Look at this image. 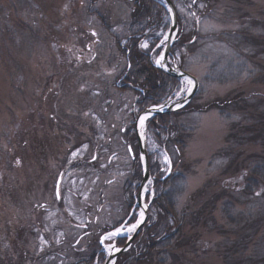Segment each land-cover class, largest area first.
I'll use <instances>...</instances> for the list:
<instances>
[{
	"label": "rangeland",
	"instance_id": "1",
	"mask_svg": "<svg viewBox=\"0 0 264 264\" xmlns=\"http://www.w3.org/2000/svg\"><path fill=\"white\" fill-rule=\"evenodd\" d=\"M159 1L161 23L139 40L155 66L169 27ZM174 5L169 62L199 84L171 120L191 131L170 130L183 139L179 149L162 143L168 135L147 120L142 135L150 171L144 202L161 201L175 183L176 225L147 256L139 254L160 214L150 201L129 264H264V184L248 189L250 165L264 164V0ZM131 6L0 0V264H102L139 220L136 116L179 100L191 80L177 79L145 106L140 88L124 86ZM170 170L172 181L157 184Z\"/></svg>",
	"mask_w": 264,
	"mask_h": 264
},
{
	"label": "trees",
	"instance_id": "2",
	"mask_svg": "<svg viewBox=\"0 0 264 264\" xmlns=\"http://www.w3.org/2000/svg\"><path fill=\"white\" fill-rule=\"evenodd\" d=\"M128 2L132 3V6L129 15L130 28H128L127 31V39L124 48L127 64L126 68L124 69V71H122L120 76L123 80V84H125L124 86H128L131 89L140 88V90H142L141 93L143 94V96L140 100V105L145 106L155 103L156 101L160 100L165 95H167L169 88H174L177 78L164 73L158 67H156L151 61V58L149 59L148 52L146 50H142L139 45V40L143 38L142 35L144 34L143 32L145 31V29L150 28L151 30H155L161 23L163 7L155 0H136ZM176 114H178V112L175 111L159 113L157 115L149 117L147 119V124L151 128H154L155 133H157L158 131H162L163 133H166V135H168L167 138L162 140V143H166L167 146L168 144H171L174 146V149H179L177 148V143H182L183 139L175 140L174 136L171 137V135L169 134L170 130H180L181 132L185 133L191 130L188 129V126H184L182 128L181 124L178 125L177 122L173 123L171 117ZM220 114L224 119L228 118V114H224V112L222 111L220 112ZM233 130L234 127L231 129V131L233 132ZM262 165L263 167L258 166L256 164L250 165L251 177L248 178V189H253L257 187L259 183L264 184V164ZM169 167L171 169L172 165L170 164ZM171 170L165 176L159 178L157 184L166 185L165 183H167V181H172L171 179L175 175L173 176L170 173ZM180 190V187H177L175 183L169 182V184L167 183L166 190L162 191L159 194V197H161V201L157 200L156 203L155 196L152 197L151 203L154 201L157 205H160V214L157 218L158 221L152 224V232L150 233L149 238L145 242V254L144 252H139V254L147 256L148 252L153 247L159 244L160 237H163V235L166 234L168 231L174 229L173 227L176 225V221L173 222V218L170 213L172 212L173 208L172 201H174V197L178 192H180ZM168 207L170 210L167 209ZM200 212H202V210ZM165 214L170 215V220L172 221L171 224H167ZM138 251H136L134 254H138ZM129 253L131 254V251L129 252L127 250L118 254L114 264H129L130 256L132 255H130ZM95 256L96 253L92 249L89 252L86 261L90 263L93 257ZM99 256L101 257L102 254L99 253Z\"/></svg>",
	"mask_w": 264,
	"mask_h": 264
},
{
	"label": "water",
	"instance_id": "3",
	"mask_svg": "<svg viewBox=\"0 0 264 264\" xmlns=\"http://www.w3.org/2000/svg\"><path fill=\"white\" fill-rule=\"evenodd\" d=\"M163 1H164V5L168 9V13H169V27H168V31L166 33V42H165V45L163 47L162 54H161L160 65L158 67L163 72H165L166 74H168L170 76L177 77V78L189 79L192 81V84H191V87L189 88V90H187V92L183 95V97L180 100H178L176 102H172V103L164 102L162 104L152 105V106L146 107L143 110H141L138 113V115L136 116L135 132H136L137 142H138V146H139V153L143 159V173H142L141 181L139 183L138 197H137V204H138V207L141 209V215L139 217V220L137 221V223L134 226V230H133L132 234L130 236H128L125 244L122 247H120V248L114 250L112 253H110L109 256L107 257V259L105 260V262H103V264H113V261H114V258L116 257V255L119 252L124 251L129 246L132 239L138 233L141 225L143 224V222L145 220L146 214H147V208L149 206V202L148 203L144 202L142 193H143V189L145 188V186L147 185V183L150 179V172H149L147 153H146L145 144L143 141L142 131L138 126V121H139L140 117L142 115H145V117L148 118L150 116H154V115H157V114L162 113V112H169V111H172L174 109H177V108L183 106L185 103H187L192 98V96L195 94V92L197 91V88H198V80L195 76H193L192 74H190V73L184 71L183 69L177 67L175 64L169 63L170 49H171V46L175 40V35H176V31H177V17H176V11H175L174 5L171 2V0H163ZM59 183H60V176L58 177V179L56 181V194L58 192ZM113 247H115V246H113Z\"/></svg>",
	"mask_w": 264,
	"mask_h": 264
},
{
	"label": "bare ground",
	"instance_id": "4",
	"mask_svg": "<svg viewBox=\"0 0 264 264\" xmlns=\"http://www.w3.org/2000/svg\"><path fill=\"white\" fill-rule=\"evenodd\" d=\"M143 117H145V115H142V116L140 117L139 121H138V126H139V128L141 129V131H142V128H143V125H144V122H145V120H144V121H143V124L141 123V118H143ZM146 188H147V185H146L145 188L143 189L142 196H144L145 191H146ZM140 215H141V213H140ZM133 227H134V226H133ZM114 231L120 232V227L116 228Z\"/></svg>",
	"mask_w": 264,
	"mask_h": 264
},
{
	"label": "flooded vegetation",
	"instance_id": "5",
	"mask_svg": "<svg viewBox=\"0 0 264 264\" xmlns=\"http://www.w3.org/2000/svg\"><path fill=\"white\" fill-rule=\"evenodd\" d=\"M172 1V3L173 4H175L176 3V0H171ZM193 1V3H195V1H197V0H192ZM202 1H205L206 2V4H208L209 3V0H202ZM156 2L157 3H161L159 0H156ZM177 12V11H176ZM205 14V13H204ZM177 19H178V16H177ZM126 237V236H125ZM117 240H119V241H121V240H124V243H125V240H126V238H121L120 236L116 239V241ZM131 245H132V243H131ZM102 250H99L98 251V253L100 252V253H102L101 252Z\"/></svg>",
	"mask_w": 264,
	"mask_h": 264
},
{
	"label": "snow or ice",
	"instance_id": "6",
	"mask_svg": "<svg viewBox=\"0 0 264 264\" xmlns=\"http://www.w3.org/2000/svg\"><path fill=\"white\" fill-rule=\"evenodd\" d=\"M142 47H147V44L142 45ZM156 62L159 64V63H160V60H157ZM188 83L191 84V81H188ZM145 119H147V117H143V118H141V123H142V124H143V121H144Z\"/></svg>",
	"mask_w": 264,
	"mask_h": 264
}]
</instances>
